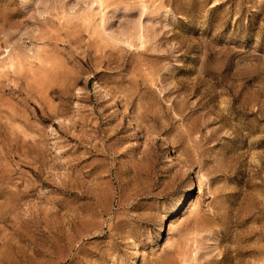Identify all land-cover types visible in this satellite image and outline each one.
I'll list each match as a JSON object with an SVG mask.
<instances>
[{"label":"rangeland","instance_id":"obj_1","mask_svg":"<svg viewBox=\"0 0 264 264\" xmlns=\"http://www.w3.org/2000/svg\"><path fill=\"white\" fill-rule=\"evenodd\" d=\"M0 264H264V0H0Z\"/></svg>","mask_w":264,"mask_h":264},{"label":"bare ground","instance_id":"obj_2","mask_svg":"<svg viewBox=\"0 0 264 264\" xmlns=\"http://www.w3.org/2000/svg\"><path fill=\"white\" fill-rule=\"evenodd\" d=\"M145 139V138H144ZM194 188V187H193ZM188 198V197H187Z\"/></svg>","mask_w":264,"mask_h":264}]
</instances>
